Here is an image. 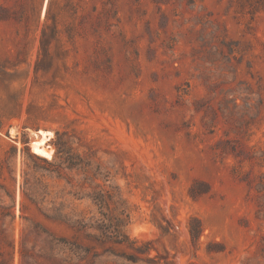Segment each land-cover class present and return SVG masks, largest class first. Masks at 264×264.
Instances as JSON below:
<instances>
[{"label": "rangeland", "instance_id": "1", "mask_svg": "<svg viewBox=\"0 0 264 264\" xmlns=\"http://www.w3.org/2000/svg\"><path fill=\"white\" fill-rule=\"evenodd\" d=\"M0 264H264V0H0Z\"/></svg>", "mask_w": 264, "mask_h": 264}, {"label": "trees", "instance_id": "2", "mask_svg": "<svg viewBox=\"0 0 264 264\" xmlns=\"http://www.w3.org/2000/svg\"><path fill=\"white\" fill-rule=\"evenodd\" d=\"M56 138H57L56 146L58 147V154H61L63 158V156L67 154L66 153L67 145L64 142L62 135L59 132H56ZM120 199L121 198L119 197V200ZM93 200L100 208H104V206H107L105 195L102 192H99L97 194V197H94ZM115 212L113 213V215L111 216L108 215V217H105V219L103 220V223L106 224V227L104 228L100 227L103 239L113 241L114 243L119 245L133 247L137 243V241L132 240L126 233V227L130 223L129 213L125 208L117 209L115 210ZM89 228L90 226L86 225L82 227V231H85L86 233ZM64 244L66 246H69V248H71L72 250L78 253L87 252V249L85 247H82L77 243L65 242ZM127 259L134 260L131 259L130 257H127Z\"/></svg>", "mask_w": 264, "mask_h": 264}, {"label": "bare ground", "instance_id": "3", "mask_svg": "<svg viewBox=\"0 0 264 264\" xmlns=\"http://www.w3.org/2000/svg\"><path fill=\"white\" fill-rule=\"evenodd\" d=\"M40 135L39 139L33 143V152L50 159L52 157V151L46 147L48 136L45 132H41Z\"/></svg>", "mask_w": 264, "mask_h": 264}]
</instances>
